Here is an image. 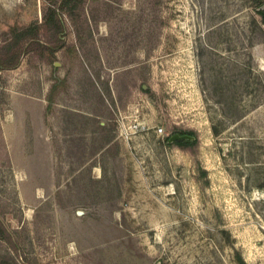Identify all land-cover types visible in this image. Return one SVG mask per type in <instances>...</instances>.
<instances>
[{"label": "rangeland", "instance_id": "rangeland-1", "mask_svg": "<svg viewBox=\"0 0 264 264\" xmlns=\"http://www.w3.org/2000/svg\"><path fill=\"white\" fill-rule=\"evenodd\" d=\"M263 5L0 0V264H264Z\"/></svg>", "mask_w": 264, "mask_h": 264}, {"label": "trees", "instance_id": "trees-1", "mask_svg": "<svg viewBox=\"0 0 264 264\" xmlns=\"http://www.w3.org/2000/svg\"><path fill=\"white\" fill-rule=\"evenodd\" d=\"M81 0H64V5L71 6L70 10L73 11L75 10L78 5L80 4ZM262 15V21L264 24V9L259 11ZM64 24L65 21L63 18H61L56 11L54 12H49L45 15L44 21L40 24L32 25L28 28H25L21 31H16V39L15 41L21 42V41H27V40H38L39 32L41 31V28H45L46 31H52L54 36H61L63 35L64 32ZM12 46L11 44L6 47V55L8 52L11 50ZM14 61V60H13ZM7 65L13 66L16 64V62H12L7 60L6 61ZM188 133H183L181 132V135L183 134H189L190 136H194V140L196 139L195 132L194 131H186ZM171 136L167 137V140L169 141ZM193 139H178L176 140L177 145L182 149V150H189L191 146L196 144V141Z\"/></svg>", "mask_w": 264, "mask_h": 264}, {"label": "built area", "instance_id": "built-area-1", "mask_svg": "<svg viewBox=\"0 0 264 264\" xmlns=\"http://www.w3.org/2000/svg\"><path fill=\"white\" fill-rule=\"evenodd\" d=\"M149 129L150 126L138 121L137 115L134 113L124 115L123 120H121V134L128 142L133 141L137 133L147 131ZM156 132L158 134H164L165 130L160 126L156 128Z\"/></svg>", "mask_w": 264, "mask_h": 264}, {"label": "water", "instance_id": "water-1", "mask_svg": "<svg viewBox=\"0 0 264 264\" xmlns=\"http://www.w3.org/2000/svg\"><path fill=\"white\" fill-rule=\"evenodd\" d=\"M262 8L264 9V5H263ZM57 64L58 63H56V65ZM190 138H194V137L193 136H190L188 134H183V135H181V134H174V135H172L170 137L169 142H173L174 140H178V139H190Z\"/></svg>", "mask_w": 264, "mask_h": 264}, {"label": "flooded vegetation", "instance_id": "flooded-vegetation-1", "mask_svg": "<svg viewBox=\"0 0 264 264\" xmlns=\"http://www.w3.org/2000/svg\"><path fill=\"white\" fill-rule=\"evenodd\" d=\"M172 136V135H171Z\"/></svg>", "mask_w": 264, "mask_h": 264}]
</instances>
